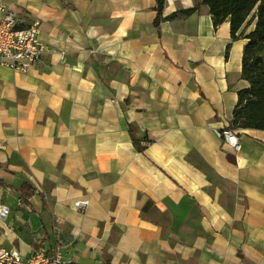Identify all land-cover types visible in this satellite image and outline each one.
Here are the masks:
<instances>
[{
	"label": "crops",
	"instance_id": "crops-1",
	"mask_svg": "<svg viewBox=\"0 0 264 264\" xmlns=\"http://www.w3.org/2000/svg\"><path fill=\"white\" fill-rule=\"evenodd\" d=\"M4 2L40 22L45 52L0 67V243L73 264H264V130L238 129V153L216 132L250 86L249 40L203 0L160 16L158 0Z\"/></svg>",
	"mask_w": 264,
	"mask_h": 264
},
{
	"label": "trees",
	"instance_id": "trees-1",
	"mask_svg": "<svg viewBox=\"0 0 264 264\" xmlns=\"http://www.w3.org/2000/svg\"><path fill=\"white\" fill-rule=\"evenodd\" d=\"M203 3L209 7L215 28L229 21L233 39L244 37L249 40L243 54L242 77L249 81L250 86L238 92L239 99L229 127L233 130H264V0H203ZM163 8L164 0H158L159 16ZM197 10L196 6L181 12L188 15ZM253 21H256L255 28L246 34L243 27ZM129 131L135 146L143 152L145 147L140 144L134 126L130 125ZM29 187L31 186L28 184L22 187L26 195H29L26 191Z\"/></svg>",
	"mask_w": 264,
	"mask_h": 264
},
{
	"label": "built area",
	"instance_id": "built-area-1",
	"mask_svg": "<svg viewBox=\"0 0 264 264\" xmlns=\"http://www.w3.org/2000/svg\"><path fill=\"white\" fill-rule=\"evenodd\" d=\"M40 22L38 20L25 24L17 13L10 9L4 0H0V67H6L21 73H28L45 52L40 41ZM223 144L234 153L240 150V137L237 130L230 127L216 129ZM75 206L85 210L89 200H79ZM9 214L7 207H2L0 217ZM0 264H73L64 262L59 255L41 250L25 257L17 249H8L0 243Z\"/></svg>",
	"mask_w": 264,
	"mask_h": 264
}]
</instances>
